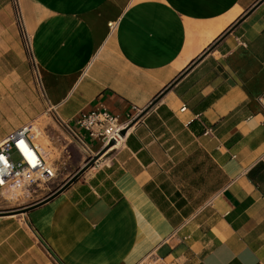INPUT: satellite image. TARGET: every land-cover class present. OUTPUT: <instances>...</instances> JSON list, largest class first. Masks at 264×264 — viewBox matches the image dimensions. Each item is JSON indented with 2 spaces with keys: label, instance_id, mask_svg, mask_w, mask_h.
Returning a JSON list of instances; mask_svg holds the SVG:
<instances>
[{
  "label": "crops",
  "instance_id": "obj_1",
  "mask_svg": "<svg viewBox=\"0 0 264 264\" xmlns=\"http://www.w3.org/2000/svg\"><path fill=\"white\" fill-rule=\"evenodd\" d=\"M259 1L17 0L27 45L0 0V141L59 129L52 110L141 116L60 195L0 216V264H264V0L205 55Z\"/></svg>",
  "mask_w": 264,
  "mask_h": 264
},
{
  "label": "built area",
  "instance_id": "obj_2",
  "mask_svg": "<svg viewBox=\"0 0 264 264\" xmlns=\"http://www.w3.org/2000/svg\"><path fill=\"white\" fill-rule=\"evenodd\" d=\"M13 3L21 36L28 45V35L24 30L18 2L13 0ZM116 28L117 22L108 23L110 33H113ZM184 109L182 108L181 110L183 111ZM139 115L130 116L125 121H120L117 116L112 115L105 106L100 104L91 110L80 112L69 121L62 120L54 110L49 116L64 135L63 139L67 143L75 144L85 157V160L88 161L96 156L100 150L107 148L111 142H114V144L108 147L105 155L120 148L128 131L124 136L121 135V132L127 129ZM75 127L78 129H75ZM33 139L34 136L29 125H27L0 141V193L9 195L19 192L21 195H29L36 188L47 185L56 178L58 167L45 160L34 144ZM89 141L98 142L99 149L96 152L93 151ZM20 142H24L31 151L35 152L33 157L27 158L24 155L19 146ZM66 147L64 152L67 153ZM12 153L16 154L17 162L12 160ZM99 160L92 168L99 166ZM140 264L168 263L158 259L154 261L145 259Z\"/></svg>",
  "mask_w": 264,
  "mask_h": 264
},
{
  "label": "rangeland",
  "instance_id": "obj_3",
  "mask_svg": "<svg viewBox=\"0 0 264 264\" xmlns=\"http://www.w3.org/2000/svg\"><path fill=\"white\" fill-rule=\"evenodd\" d=\"M30 125L32 127L34 126L39 128L54 149L52 152V156H45V159L48 163H53L58 167L57 176L51 183L36 188L29 195H21L19 192L9 195L0 193V212L22 209L43 200L52 192L57 190L77 171V160H80L81 157H83L76 145L67 143V141L63 139L64 135L61 133V131L59 129H54L51 126L46 125L45 119H39L31 123ZM75 129L78 128L75 127ZM83 135L85 136V134ZM65 146H67V153L63 151V154L66 153L68 157L65 161H62L58 153L59 150ZM12 160L14 162H17L18 160L15 153H12Z\"/></svg>",
  "mask_w": 264,
  "mask_h": 264
},
{
  "label": "water",
  "instance_id": "obj_4",
  "mask_svg": "<svg viewBox=\"0 0 264 264\" xmlns=\"http://www.w3.org/2000/svg\"><path fill=\"white\" fill-rule=\"evenodd\" d=\"M263 2V0L259 1L253 8H251V10H249L244 17H242L236 24H234L231 28H229L206 52L205 55H207L208 53H210L211 51L214 50V48L222 41L224 40L239 24L240 22L247 17L254 9L255 7H257L258 5H260ZM202 58H199L196 62H194L192 64V66H190V68L184 72L182 75L187 74ZM183 77L180 76L176 81H179V79ZM175 83V82H174ZM173 83V84H174ZM155 104V103H154ZM145 113V112H144ZM141 116H139L137 119L134 120L133 123H135L137 120L140 119ZM133 123L125 130H123L121 132V135L124 136L126 134V132L128 131V129L130 127H132ZM114 142H111L109 144L108 147H110L111 145H113ZM107 148H104L102 150H100L96 156H94L93 158H91L90 160L86 161L83 166H81L66 182H64L57 190H55L54 192H52L50 195H48L46 198H44L43 200L36 202L30 206L24 207L22 209H18V210H14V211H6V212H0V216H7V215H13V214H19V213H27L28 211L32 210L33 208L42 205L45 202H48L50 200H52L53 198L57 197L58 195H60L62 192H64L69 186H71L73 183H75L86 171H88L89 169H91L92 167H94V164L98 162V160L100 158H102L106 151Z\"/></svg>",
  "mask_w": 264,
  "mask_h": 264
},
{
  "label": "bare ground",
  "instance_id": "obj_5",
  "mask_svg": "<svg viewBox=\"0 0 264 264\" xmlns=\"http://www.w3.org/2000/svg\"><path fill=\"white\" fill-rule=\"evenodd\" d=\"M29 128L34 136L33 142L39 152L44 156V158L45 156H52V152L54 149L52 148L44 134L40 131V129L34 126L32 127L31 125H29ZM19 146L21 147V150L27 158L33 157V153L35 152L31 151V149H29L24 142H20Z\"/></svg>",
  "mask_w": 264,
  "mask_h": 264
}]
</instances>
